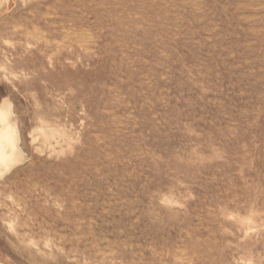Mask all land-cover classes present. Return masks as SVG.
<instances>
[{
  "label": "rangeland",
  "instance_id": "1",
  "mask_svg": "<svg viewBox=\"0 0 264 264\" xmlns=\"http://www.w3.org/2000/svg\"><path fill=\"white\" fill-rule=\"evenodd\" d=\"M3 99L0 264H264V0H0Z\"/></svg>",
  "mask_w": 264,
  "mask_h": 264
},
{
  "label": "bare ground",
  "instance_id": "2",
  "mask_svg": "<svg viewBox=\"0 0 264 264\" xmlns=\"http://www.w3.org/2000/svg\"><path fill=\"white\" fill-rule=\"evenodd\" d=\"M16 123V118L12 112L10 102L6 99H3L0 101V177H3L5 174H7L17 163L24 160L25 157V154L20 147L19 131ZM42 133L46 137H49L52 131L48 133L46 132V129H42Z\"/></svg>",
  "mask_w": 264,
  "mask_h": 264
}]
</instances>
